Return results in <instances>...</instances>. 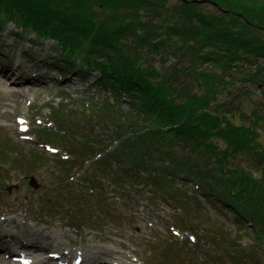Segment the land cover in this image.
<instances>
[{
	"label": "trees",
	"instance_id": "16d2710c",
	"mask_svg": "<svg viewBox=\"0 0 264 264\" xmlns=\"http://www.w3.org/2000/svg\"><path fill=\"white\" fill-rule=\"evenodd\" d=\"M176 1L184 7L201 5L202 12H195L198 24L175 21L188 15L178 5L173 6L174 18L168 13ZM181 1L0 0V28L13 20L23 34L54 39L62 77L65 70L75 68L82 78L97 74L94 84L108 95L95 102L94 110L104 119L100 123L106 124L105 136L110 139L105 145L101 142L102 149L94 155L99 157V172L105 174L108 185L139 188L152 180L143 176L149 173L160 183L158 194L173 208L184 201L168 190L170 183L178 178L194 181L207 201L225 205L249 230L250 243L237 242L240 250L236 249L234 256L226 255L224 264H261L264 142L259 125L263 116L256 105H249L255 98H246L241 89L230 99L212 97L217 91H232L231 84L248 86L252 79L245 80L246 74L262 84L264 0ZM135 46L167 53L165 59L172 55L175 64L160 69L149 56V65H143L140 54L131 50ZM52 113L62 130L78 135L86 131V125L75 117L59 110ZM68 155L78 157L71 151ZM208 235L217 236L213 232ZM169 250L174 257L183 252L179 245L168 243L162 255Z\"/></svg>",
	"mask_w": 264,
	"mask_h": 264
},
{
	"label": "rangeland",
	"instance_id": "374dc122",
	"mask_svg": "<svg viewBox=\"0 0 264 264\" xmlns=\"http://www.w3.org/2000/svg\"><path fill=\"white\" fill-rule=\"evenodd\" d=\"M174 5L188 15L174 18ZM200 6L184 7L176 1L168 13L176 22L198 24L195 12H202ZM142 14L146 21L145 8ZM18 30L13 20L0 28V70L5 73L7 67H21L14 79L0 76V233L8 237L5 255H24L29 264L50 259L51 252L64 260H51V264H65V260L73 264L75 255L81 259L77 264H224L226 255L234 256V251L240 250L237 242L250 243L249 230L231 210L207 201L194 181L181 182L178 178L170 183L168 190L173 191L169 192L184 201L173 208L158 194L160 183L149 173L143 176L152 180L139 188L108 185L105 174L99 172V157L94 155L102 149L100 143L105 145L110 139L105 136L106 124L100 123L104 119L94 110L95 102L108 95L94 84L97 74L82 78L75 68L59 77L62 67L56 62L55 40H39L34 33ZM131 50L140 54L143 65H149V56L160 69L175 64L174 56L165 59L167 53L157 54L144 46ZM248 77L252 79L248 86L231 84L232 91H217L212 98L230 99L241 89L246 98H255L253 103L243 100L256 105L264 120V80L258 85L261 80L244 75L245 80ZM194 86L199 85L196 82ZM109 100L121 117L113 98ZM122 108L127 109V104L122 103ZM54 110L75 117L86 125V131L78 135L75 130V134L62 130L54 120ZM51 120L54 123L50 124ZM259 129L264 142V121H260ZM70 151L78 157L67 156ZM31 178L36 187L30 185ZM21 243L30 246V252L43 250L29 255ZM168 243L179 245L183 252L174 257L169 250L163 256ZM6 259L19 264L9 256Z\"/></svg>",
	"mask_w": 264,
	"mask_h": 264
},
{
	"label": "bare ground",
	"instance_id": "6f19581e",
	"mask_svg": "<svg viewBox=\"0 0 264 264\" xmlns=\"http://www.w3.org/2000/svg\"><path fill=\"white\" fill-rule=\"evenodd\" d=\"M16 72H21V67L19 65H17L14 69L12 67L5 68V73H3L2 70H0V76H2L3 78H6V79L7 78L14 79L15 76H16ZM20 231L22 232L23 229L21 228ZM7 240H8V237L5 234L0 233V264H4V263L5 264H8V263L9 264L10 263L13 264V262L11 260H7L6 259V255L5 254H6V252H8V246L5 247V245H6L5 243L7 242ZM19 246H21L22 250L23 249H25L24 251L27 250L26 252H29V255L30 254H34V253H37V252H40V251L43 250V247H42L40 249H36L35 251L33 250L32 252H30V250H31V247L30 246H28V245H26L24 243H21V245H19ZM75 258H77V256ZM75 258H74V260H75ZM51 260L52 259H49L48 258V259L44 260L42 263H39V264H51V262H52ZM14 264H16V263L14 262ZM101 264H107V263L106 262H103Z\"/></svg>",
	"mask_w": 264,
	"mask_h": 264
},
{
	"label": "water",
	"instance_id": "95a60500",
	"mask_svg": "<svg viewBox=\"0 0 264 264\" xmlns=\"http://www.w3.org/2000/svg\"><path fill=\"white\" fill-rule=\"evenodd\" d=\"M184 2H188V3H203V2H205V0H184ZM30 184L33 185L34 187H36L34 179L30 180Z\"/></svg>",
	"mask_w": 264,
	"mask_h": 264
}]
</instances>
